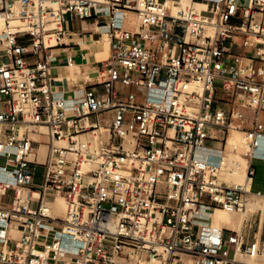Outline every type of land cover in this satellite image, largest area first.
<instances>
[{"label": "built area", "instance_id": "built-area-1", "mask_svg": "<svg viewBox=\"0 0 264 264\" xmlns=\"http://www.w3.org/2000/svg\"><path fill=\"white\" fill-rule=\"evenodd\" d=\"M192 1L204 7L0 0L7 104L0 111V264H264L259 239L247 243L242 230L210 225L205 216L264 199V190L229 185L219 164L198 154L210 148L214 129H238L248 141L240 149L248 179L257 172L252 160H264L251 150L264 144V0ZM66 15L93 19L111 45L80 97L51 88L52 49L64 44ZM223 93L238 103L224 107ZM239 107L252 111V121ZM57 196L66 201L64 218L50 213Z\"/></svg>", "mask_w": 264, "mask_h": 264}, {"label": "crops", "instance_id": "crops-1", "mask_svg": "<svg viewBox=\"0 0 264 264\" xmlns=\"http://www.w3.org/2000/svg\"><path fill=\"white\" fill-rule=\"evenodd\" d=\"M66 16H69L70 27L68 28L65 26L67 21ZM66 16L64 28L68 33L64 39V44L52 49L53 59L51 61L50 76L53 80L51 88L57 96L67 98L73 96L80 97L88 86L85 78L94 75L102 62L109 57L98 60L101 53L108 51V45L106 44L107 49L105 50V41L101 45L94 44V41H98V39H96L97 35L94 31L97 26L93 19L81 20L75 16ZM109 48L111 53L110 42ZM3 54V50H0V55ZM26 58L29 62H34L37 59L33 55H27ZM4 60L5 58H0V65ZM6 108V100L3 96H0V111H4ZM263 114L264 112H261L260 118ZM213 132L215 133V137L213 136L208 140L207 145L210 148H207L208 150L204 151L203 154L209 156L211 159L213 157L212 160L217 161V158L222 157L221 152L223 151L221 149L226 147L229 134L222 129H214ZM228 140V142H232L236 139L232 136ZM252 164L257 169L256 175L252 180L253 189L256 191L264 190V160L255 158L252 160ZM212 222L214 224L215 222L219 223L216 220ZM225 229L231 230L229 228ZM241 230L247 243L252 239H259L264 244V217L262 218L259 212L250 215L245 220Z\"/></svg>", "mask_w": 264, "mask_h": 264}, {"label": "bare ground", "instance_id": "bare-ground-1", "mask_svg": "<svg viewBox=\"0 0 264 264\" xmlns=\"http://www.w3.org/2000/svg\"><path fill=\"white\" fill-rule=\"evenodd\" d=\"M180 4L183 7L184 6L194 5L199 10L204 7V5L202 3L193 2L192 0H181ZM171 7H172L174 12L178 9V6H176V5H172ZM3 17H4V14L0 11V34L5 30V18H4V23H3ZM94 31L95 32H102L101 34H103V32H105V28L96 27L94 29ZM49 44L50 45L54 44V41H50ZM94 44H98L97 41H94ZM106 44L108 45V49H109V41L108 40L106 41ZM194 88H197V87L194 85ZM246 110L240 107L239 110H238V113L242 114L247 120L252 121V118H253L252 111L250 109H246ZM41 130L46 132L47 128L42 126ZM236 130H238V129H236ZM239 131H241V130H239ZM241 132L243 134H245L243 131H241ZM34 137L37 138V136H35V135H34ZM229 137H232L231 136V132L229 133V135L227 137L226 149L225 150L221 149L223 151V152H221L222 153V157L217 158V161H213L212 160L213 157L211 159L209 156H206L205 154H203L204 151L208 150L207 147L206 148H201V149L198 150V154L200 156H202L204 158H207L208 160H210L211 163L215 162V163L219 164V166H218V176H219L220 180H221L220 173L224 170V168L226 166L227 156L228 155L234 154L235 156H239L240 158H242V160H244L246 158L245 160H247V162H248L247 157L244 154H242L241 150H240L242 147H245L246 149H248V147H249L248 146V142L247 143H245L244 141L237 142L236 140H233L232 142H228L229 141L228 140ZM56 143L57 144H61V145H67L68 144V140L67 139H61V140H57ZM251 150L256 156L264 155V144L261 143V144H259L258 148H251ZM46 152H47V144H42L41 147L39 148V159L40 160H42V161L44 160ZM214 154H216V153H214ZM235 166H236L235 167L236 169L234 170V174L235 175H239V173L241 174V172L244 170L245 171V178H244V181H241V182L239 181V182H236V183H234L232 185H239V184L245 185V186L247 185L248 189H253L252 180L248 179V177H247V167H248V165L245 168L244 165L241 166L240 163L236 162ZM257 199H259V198H257ZM257 199H255V197H248V198L244 199L243 202H242V205H240V207L237 210H235V211L239 210V213L242 215V218L244 216H246V214H248L250 212L258 211L261 214V217L263 218L264 217V204L262 202L258 201ZM262 200H264V199L262 198ZM48 206L50 208L51 215L56 216V217H61V218L65 217L67 205H66L65 199L62 196H57L55 199L50 200L48 202ZM218 211L232 212V211L224 210L222 208H214V209H210V211L208 213H206L205 216L208 218V221H209L210 225L222 228L219 225L212 223L213 220H216L219 223H222L224 225L226 224V222H227L226 216L225 215L216 214ZM238 231H240V230H238ZM14 234L17 235V232H15ZM69 247L72 248V249L74 248V246L71 243H69L68 246L65 247V248H69ZM189 263L192 264V261L190 260ZM142 264H147V263L146 262H142ZM150 264H157V263H156V261H153Z\"/></svg>", "mask_w": 264, "mask_h": 264}, {"label": "rangeland", "instance_id": "rangeland-1", "mask_svg": "<svg viewBox=\"0 0 264 264\" xmlns=\"http://www.w3.org/2000/svg\"><path fill=\"white\" fill-rule=\"evenodd\" d=\"M66 20L67 21L65 23V26H66V28H68V27H70L69 16H66ZM3 23H4V17H3ZM231 23L237 25V24H240L241 23V20L240 19H237V18H233L231 20ZM95 33L97 35V38L96 39H98L97 43L99 45L102 44L103 41H105V50H106L107 49L106 41L107 40L109 41L106 33L105 32H103V34H101L102 32H95ZM242 52H244V49L238 48L237 53H242ZM109 55H110V48L108 49V51H105V52L101 53V56H99L98 60L105 59ZM215 84L217 86H220L221 85V80L217 79L215 81ZM220 99L223 102V106L224 107H227V108L232 107L235 103H238V100H237L236 96H234V97H228L225 93L221 94ZM261 119L264 121V114L261 116ZM246 126L249 127L250 126V122H247ZM227 132H229V133L231 132L232 136L237 140V142H241V141H244L245 143L248 142L247 139H246V136H245L246 134H243L239 130L231 129L230 131H226V133ZM241 153H242V151H241ZM245 159L242 160V158H240L239 156H235L234 154L228 155L227 156L226 166H225L224 170L220 173L221 180L224 181V182H226V183H228L229 185H232V184H234L236 182H239V181L240 182L241 181H244L245 171L243 170L241 172V174L239 173V175H235L234 174V170L236 169L235 168L236 167L235 166V163L236 162L237 163H240L241 166L244 165L245 168H246V166L248 165V162ZM43 171L44 170H43L42 167H40L38 169V177L36 178L37 185L42 181ZM13 196H14V191L10 189L7 192V195H5L3 197V199H2L3 203L6 204V205H10L11 204V201L13 199ZM255 199H257V198H255ZM257 200L260 201V202H262L264 204V200H262V199H257ZM30 206H31V208H37L38 207V203L35 202V201H32L31 204H30ZM251 213H253V212H250V213L246 214V216H244L242 218V215L239 213V210L238 211H232V212L218 211L216 214L225 215L226 218H228L227 219L228 221L226 222L225 225H223L222 223L219 224V223H216V222H215V224L219 225L222 228H229L231 230H241V228L244 225L245 220L249 218V216L251 215ZM212 223H214V222H212ZM238 257L244 258L240 254H238Z\"/></svg>", "mask_w": 264, "mask_h": 264}]
</instances>
